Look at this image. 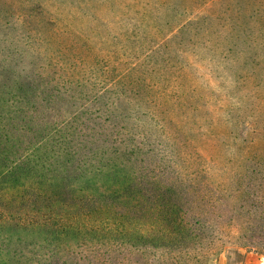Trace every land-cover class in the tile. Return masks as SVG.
Masks as SVG:
<instances>
[{"label":"rangeland","instance_id":"obj_1","mask_svg":"<svg viewBox=\"0 0 264 264\" xmlns=\"http://www.w3.org/2000/svg\"><path fill=\"white\" fill-rule=\"evenodd\" d=\"M248 1L0 0V175L42 165L62 197H99L77 167L140 143L161 184L185 193L186 264H264V47L238 40L224 55L225 26L249 22ZM251 21L264 44V23ZM19 194L0 188L1 256L24 248V232L9 229L21 223ZM141 251L137 264L166 259Z\"/></svg>","mask_w":264,"mask_h":264},{"label":"trees","instance_id":"obj_2","mask_svg":"<svg viewBox=\"0 0 264 264\" xmlns=\"http://www.w3.org/2000/svg\"><path fill=\"white\" fill-rule=\"evenodd\" d=\"M263 4V0H249L246 3L251 13L249 22L246 24L235 17L233 23L225 26L223 38L230 46L224 52L225 58H232L238 40L249 46L264 47L257 42L258 36L250 26L251 19L264 23L263 13L259 14ZM260 32L258 30L257 34ZM160 99L161 96L154 97L153 102L158 109H163ZM141 150L140 143H125L112 152L114 157L108 162L100 166L82 162L77 167L85 173L79 178L90 174L88 181L96 187L99 197L90 193L79 198L62 197L53 185L55 177L41 173L42 165L40 169L38 165L27 166L13 176L7 172L0 175V185L4 184V188H0L5 193L21 195V223H10L9 229H21L25 235L23 250L11 256L0 255V264H137L134 257L142 255L145 243L163 250L166 259L158 264H186L185 252L190 246L185 235L188 213L184 211L185 193L179 188L176 191L173 183L161 184L163 172L158 165L139 159L143 154ZM5 158L0 149V163ZM103 169L113 170L114 175L107 174L105 182L99 184L95 175L103 173ZM8 177H12L10 181ZM261 181L264 197V175ZM203 184L198 179V227L201 228L205 227L201 222V209L206 200L199 193ZM14 214H18L17 210ZM246 227L248 225L241 223L239 228ZM200 245L202 240L198 239V247ZM103 248L123 249L128 255L117 261L114 255H105ZM229 252L239 258L242 256L236 250ZM198 264H202L200 257ZM227 264H233L229 256Z\"/></svg>","mask_w":264,"mask_h":264}]
</instances>
